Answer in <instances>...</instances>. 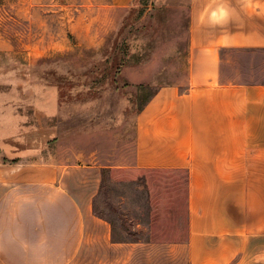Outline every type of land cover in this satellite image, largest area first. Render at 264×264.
I'll return each instance as SVG.
<instances>
[{
    "label": "crops",
    "instance_id": "obj_1",
    "mask_svg": "<svg viewBox=\"0 0 264 264\" xmlns=\"http://www.w3.org/2000/svg\"><path fill=\"white\" fill-rule=\"evenodd\" d=\"M188 37L187 85L139 111L129 164L41 162L50 132L0 133V264H264V179L247 176L264 169V83L221 80L222 50L264 52V0H189ZM109 168L185 172L184 238L116 239L94 211Z\"/></svg>",
    "mask_w": 264,
    "mask_h": 264
},
{
    "label": "rangeland",
    "instance_id": "obj_2",
    "mask_svg": "<svg viewBox=\"0 0 264 264\" xmlns=\"http://www.w3.org/2000/svg\"><path fill=\"white\" fill-rule=\"evenodd\" d=\"M188 4L0 0V133H12L16 121L50 132L36 143L41 162L129 164L139 111L158 88L187 85ZM221 54L223 82L264 83V52ZM247 174L264 179V169ZM185 179L182 171L104 169L94 211L113 223L116 239L165 230L182 240Z\"/></svg>",
    "mask_w": 264,
    "mask_h": 264
},
{
    "label": "trees",
    "instance_id": "obj_3",
    "mask_svg": "<svg viewBox=\"0 0 264 264\" xmlns=\"http://www.w3.org/2000/svg\"><path fill=\"white\" fill-rule=\"evenodd\" d=\"M146 104V103H145ZM144 107V106H143Z\"/></svg>",
    "mask_w": 264,
    "mask_h": 264
}]
</instances>
